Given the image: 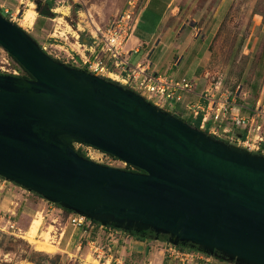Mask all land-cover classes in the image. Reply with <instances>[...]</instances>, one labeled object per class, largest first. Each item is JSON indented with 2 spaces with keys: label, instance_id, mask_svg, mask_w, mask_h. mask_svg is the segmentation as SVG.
I'll list each match as a JSON object with an SVG mask.
<instances>
[{
  "label": "water",
  "instance_id": "95a60500",
  "mask_svg": "<svg viewBox=\"0 0 264 264\" xmlns=\"http://www.w3.org/2000/svg\"><path fill=\"white\" fill-rule=\"evenodd\" d=\"M0 46L32 77L0 73V177L102 225L264 264V155L53 58L2 14ZM78 143L142 172L84 158Z\"/></svg>",
  "mask_w": 264,
  "mask_h": 264
},
{
  "label": "rangeland",
  "instance_id": "374dc122",
  "mask_svg": "<svg viewBox=\"0 0 264 264\" xmlns=\"http://www.w3.org/2000/svg\"><path fill=\"white\" fill-rule=\"evenodd\" d=\"M44 1L48 5L49 2L52 3V7L49 5L54 12L52 17L39 15L35 11L34 0H0V14L25 30L40 46H45L46 53L53 58L83 68L80 63V55H78V52H82L83 47H80L77 41L79 43L87 42V34H90L93 27H103L126 0ZM175 3L179 8L176 14L178 17L169 19V25L167 21L165 22L167 17H163V20L156 26V31L159 32L157 38H161V41L157 46L151 47L155 48L154 50L150 48L146 60L158 67L159 70L161 69L160 71L163 73L179 74L174 80H179L180 76L186 72L185 77L189 81L194 74V67L197 64L195 61L206 53L208 59L205 66L211 71L214 82L220 81V86H223L224 91L227 90L226 93L233 97L237 103L241 101L253 102L262 94L260 108L263 107L264 0H175ZM27 10H32L35 13L33 23L30 25L23 21L24 13ZM136 11L138 10L136 9ZM215 13L218 15L212 17ZM155 17L151 13L147 15L148 19L143 22L145 31H149L152 24L156 23L157 17ZM167 26L166 32L162 33V30ZM192 27L199 29L197 38L193 37L194 29ZM212 30L215 31V35L211 39L210 32ZM209 42L210 45L207 47ZM72 46L73 50H70ZM83 53L85 54L86 51L83 50ZM141 54L142 52L137 55L132 54L129 60L134 64L136 60L141 59ZM3 56H7L6 50L0 46V60ZM70 56L75 59L74 62L69 59ZM176 57L180 58L179 64L175 63ZM8 59L12 65H18L10 56ZM156 100L149 101L154 104ZM172 102L175 103L172 100H163L160 103L164 107L170 108ZM225 115L227 117V111ZM229 116L232 115L229 114ZM180 117L188 121L187 117ZM258 122H264V116L259 117ZM258 131L262 133L260 129L256 132L258 133ZM248 144V149L257 150L255 149L257 142L256 146H253L251 142ZM240 145L245 147L243 144ZM76 146L78 145L74 144L75 149ZM81 148L82 146L78 147L80 150ZM82 155L84 156V154ZM115 165L122 167V163L117 161H115ZM2 188L4 189L0 193V208L9 207L11 200L17 201V206L15 203L11 205L16 206V209L15 207L11 209H14L13 211L16 213L14 219L17 226L20 227L23 237L13 235L15 237L13 238L0 233V264H35L24 258L34 252L46 256L55 262L54 264H163V258L159 253L149 259V256H144L143 253L135 249L133 244L135 240L128 239L126 235H122L123 241L112 243L111 250H95L96 244H89V241L95 239L102 242L101 228H98L97 231L93 230L94 233L90 235L83 233L80 229L73 230L67 223L68 212L59 209L56 204L48 206L45 213V208L39 207L42 199L36 193L8 181ZM53 208L55 210H52ZM36 218L40 219L36 233L34 235L24 233L28 230L31 221ZM3 223L4 221H0V227ZM38 241L45 242L47 247L51 246V251L37 248ZM68 241L69 244H67ZM147 242H150L147 245L151 246L150 250L154 248L158 251L163 246V241L153 237ZM189 249L192 250L195 247ZM107 253L112 256H108ZM215 258L210 264H240ZM164 259L166 258L164 257ZM200 262L196 259L188 264H200ZM178 264L181 263L178 262Z\"/></svg>",
  "mask_w": 264,
  "mask_h": 264
},
{
  "label": "built area",
  "instance_id": "2783aa9c",
  "mask_svg": "<svg viewBox=\"0 0 264 264\" xmlns=\"http://www.w3.org/2000/svg\"><path fill=\"white\" fill-rule=\"evenodd\" d=\"M137 6L138 0H126L125 8L110 18L104 27H93V30L90 31V34H87V42L79 43L77 41L79 46L83 47V50L86 51L84 55L80 56V63L93 73L102 75L104 77H110L112 80L119 82L126 87L129 86L128 88L144 95L148 101L157 99L154 104L158 106L162 105L160 102L163 100H172L175 102L181 101V96L177 93V91L189 90L191 86V83L186 78L182 77L179 80H174V78L171 76L161 75L153 71H149L148 67L145 68L144 64L141 62H135L133 64L129 60L132 49H127L126 44L136 27ZM40 47L46 52L45 46ZM6 55L7 56H3L0 60V73L12 76H22V70L20 66L12 65L9 62V54L7 52ZM69 59L73 62L75 61L72 56H70ZM111 74L119 75L121 79H114L110 76ZM200 98L206 101V109L202 110L204 112L202 121L206 120L207 112H210L213 109L214 112L209 113L213 120L217 121L219 118L225 116L227 104L223 103L221 106L214 108L216 101L208 90H205V92L200 95ZM193 113L197 114L198 112L194 110ZM230 119L233 121L235 126H248L247 118L232 115ZM259 128V126H255L256 130H259ZM238 140L239 139L236 137V135H231L229 137L230 143L236 142L249 148L248 138L241 142ZM77 145L78 146H76V150L78 147L82 146L81 151L86 156V158L91 159L96 163L116 167L117 165H115V161H117L122 163V167H118L120 169L126 168L128 165L119 158L94 146L79 143ZM0 179L2 180H0L1 193V190L4 189L2 186H4V183L7 180L1 177ZM42 200L48 204L47 208L51 204H55L44 198H42ZM58 208L62 209L59 206ZM47 210L48 209H46L45 213ZM52 210H55V208ZM15 216L16 213L13 210H3L0 208V221H4L0 227V230L16 237H23L21 235V229L17 226L16 220L14 219ZM67 223L73 228V230L80 229L85 234L87 233V230L92 228L91 220L78 213H69L67 216ZM103 227L104 225H101L99 228L103 229ZM24 233H26V231H24ZM106 238L108 242H116L114 239L115 232L112 230L107 232ZM166 243L167 245L165 246V251L167 257L172 259L173 262L176 261L181 264H188L197 259L200 260L202 264H210L213 259H216L214 256L199 250L182 251L168 241H166ZM89 244H96L95 250H111V247H113V245L106 244L105 248L102 243L95 239L90 240ZM107 255L112 256L110 253H107Z\"/></svg>",
  "mask_w": 264,
  "mask_h": 264
},
{
  "label": "crops",
  "instance_id": "0c3cea01",
  "mask_svg": "<svg viewBox=\"0 0 264 264\" xmlns=\"http://www.w3.org/2000/svg\"><path fill=\"white\" fill-rule=\"evenodd\" d=\"M125 5H126V1L123 4V6H121L118 9L116 14L118 12L122 11L125 8ZM137 10L138 11H136V19H137L136 20V27H135L134 32L132 33V36L129 38V40L126 44L127 49H129V48L132 49L130 56L132 54L137 55V54L142 52L141 59L136 60V62H141L142 64H144L145 68L148 67L149 71H153L157 74L167 75V76H171L172 78H176L179 74L176 75V73H172V74L163 73V71H160L161 69L159 70L158 67H156L155 65L153 66V64L151 62L147 61L146 57L149 56L148 52H149L150 48L153 45L157 46L161 41V38H157L159 35V32L156 31V26L159 24L160 21L163 20V17H165V18L167 17L165 22L167 21L168 25L170 24L169 19L172 20V19L178 17V16H176L177 12L179 11L178 5L175 3V0H138ZM149 12L151 14L155 15L157 17V20H156V23L152 24V28L149 29V31H147V30L145 31L143 29V22L145 19H148L147 15L150 14ZM217 15L218 14L215 13V14H213L212 17H215ZM108 21H109V19H108ZM108 21L103 25V27L108 23ZM183 27H184V25H183ZM192 28L194 29L193 37L197 38L199 36V34H198L199 29H197L196 27H192ZM167 29H168V26L162 30L163 31L162 33H165ZM214 33H215V31H213V30L210 32L211 39L214 37V35H215ZM83 41H85L84 38H83ZM210 42L208 43L207 47H209ZM73 46H74V44H73ZM73 46L70 47V50L71 49L73 50ZM151 49L154 50L155 48L154 49L151 48ZM78 55H80V56L84 55L83 49H82V52H80V53L78 52ZM208 55H209V53H208ZM207 59H208V56L205 53L202 57H199L197 59V61H195V63H197V64L195 65L196 67H194L193 76L190 77V79H189V81L191 82V86H190L189 90H178L177 91V93L181 96V101L175 102V103L172 102L170 105L171 106L170 108H166L163 105H161V107L165 110L170 111L171 113H173L175 115L187 117L188 119H190V118L194 119L198 114H201V117H202L204 114V112L202 110L206 109V101L201 99L200 95L202 93H204L205 90H208L209 93H211V95H213V97L216 101L214 108H216L217 106H221L223 103H226L228 115H227V117L225 115V116L219 118L217 121H215L209 115V113L214 112V109L210 112H207V110H206V112H207L206 117L207 118H206V120H203V121L201 119L200 128H204L206 130V127H208L207 131L209 133H211V134L215 135L216 137H219L223 140L229 141V137L231 135H236V137L239 139L238 141H240V142L245 140L246 138H248V143L251 142L253 146H256V142H257V147L255 149L258 150L261 145H263V148H264V132H263L264 122H258V118L264 116V106L260 108L261 101H262V94L260 97H258L253 102H251V101H248V102L243 101L242 102L241 101V102L237 103V101L233 97H231L230 95H228L226 93L228 91L226 90V92H225L223 86H220L221 85L220 81L214 82L212 80L211 71L209 69H207V67L205 66V62H207ZM179 62H180V58L176 57L175 63L179 64ZM185 74H186V72H184L180 77L186 78ZM114 75H115V77H113L114 79L115 78L121 79V77L119 75H116V74H114ZM194 110H196L198 113L197 114L193 113ZM229 114L237 115V116L242 117V118H247L248 119V126H246V127L235 126L233 121L230 119ZM255 126H259L260 127L259 129L261 130L262 133H260L259 131L257 133L256 132L257 130H255ZM242 134L245 135L244 139H242V137H241ZM256 138H258V141H256ZM9 203H10L9 207L5 208V207L1 206V207H3V210H8V209H11L14 207L16 209V206L18 205L17 201L13 202V200H11ZM14 203L16 206H11ZM39 207L40 208L42 207V209L45 208V210L48 209L47 204L44 200H41ZM149 243L150 242H147V241H133L135 249H137V251L143 253L144 256L145 255L149 256V259L152 257L154 258L156 256V254L159 253L160 257L163 258V264H167V261H168V264H170V263L178 264V262H176V261L173 262L172 259L167 257V254L165 251V245L161 246V248L158 249V251H157V250H154V248H152V250H150L151 246H147ZM67 244H69V241ZM164 257L168 258V260L164 259Z\"/></svg>",
  "mask_w": 264,
  "mask_h": 264
},
{
  "label": "trees",
  "instance_id": "16d2710c",
  "mask_svg": "<svg viewBox=\"0 0 264 264\" xmlns=\"http://www.w3.org/2000/svg\"><path fill=\"white\" fill-rule=\"evenodd\" d=\"M49 5L50 7H52V3L49 2ZM85 35V34H84ZM83 36V35H82ZM83 39V38H82ZM44 51V50H43ZM12 59H14L11 55H9ZM262 56L264 57V49L262 51ZM15 60V59H14ZM16 61V60H15ZM16 63L20 66L21 70H22V76L23 77H27V78H32L31 75L16 61ZM67 64L69 66H73V67H79V66H75L69 62H67ZM80 68V67H79ZM84 70H88L86 67L83 66ZM107 80H112L108 77H106ZM150 102V101H149ZM177 117L181 118L179 115H176ZM183 119V118H181ZM201 114H198L194 119L190 118V119H187L190 124L194 125L195 127H200L201 125ZM184 120V119H183ZM208 129V127H206V130ZM244 134H242V139H244ZM226 142H229L228 140H225ZM263 145H261L259 147L258 150L256 151H253L257 154H262L264 155V150H263ZM77 153L81 156H83L82 154V151L80 149H77L76 150ZM84 158H86V156L84 155L83 156ZM124 170H131L133 172H142V170L136 168V167H133L131 165H127L126 168H122ZM3 178V177H1ZM38 195V194H37ZM39 197H41L40 195H38ZM42 198V197H41ZM57 206L61 207V205L59 204H56ZM62 208V207H61ZM64 211L68 212L69 213H75L74 211L72 210H68V209H65V208H62ZM91 224H92V228H90L89 230H87V233L88 235H90L91 233H94L92 232L93 230L96 229V231L98 230V228L102 225L100 224V222L98 221H95V220H91ZM114 231L115 232V240L117 243L119 240H122L123 241V238H122V235H126L127 238H132L133 240L135 241H147L148 239H150L151 237H153L154 239H159L161 240L162 243H164L163 245H167L166 241H167V236L166 235H161V234H155L153 231L151 230H145V231H135V230H124L122 228H116L114 227L113 225H104L103 229H101V241L100 243H103L102 245L106 248V245L105 244H108V245H113L112 243L114 242H108L107 238H106V233L109 232V231ZM1 234L3 235H7L9 237H13L15 238L13 235H10V234H7V233H4L2 231H0ZM94 238V237H93ZM176 248H178L179 250H182V251H186V250H191L189 249L191 246L188 245V244H182L181 242H178L177 245H175ZM197 247H195V249H192L193 251H196ZM215 257V256H214ZM24 258H27L29 261L31 262H34L35 264H54L55 262H53L52 260H50L49 258H47L46 256H42V254H39L38 252H34L32 255L30 256H27V257H24ZM168 258H166L167 260Z\"/></svg>",
  "mask_w": 264,
  "mask_h": 264
},
{
  "label": "bare ground",
  "instance_id": "6f19581e",
  "mask_svg": "<svg viewBox=\"0 0 264 264\" xmlns=\"http://www.w3.org/2000/svg\"><path fill=\"white\" fill-rule=\"evenodd\" d=\"M34 11L32 10H27L26 13H24V16H23V21L25 23H27V25H30L33 23V18H34ZM111 77H115L114 74H111L110 75ZM39 224H40V219L36 218V219H33L31 221V224L28 228V230L26 231V233L30 234V235H34L36 233V231L38 230V227H39ZM45 238V237H44ZM47 239V238H46ZM51 245V244H50ZM49 246V245H48ZM51 246L47 247L46 243L43 242V241H38V244H37V248L39 249H42V250H46V251H51L50 249ZM26 264H30V263H26Z\"/></svg>",
  "mask_w": 264,
  "mask_h": 264
}]
</instances>
